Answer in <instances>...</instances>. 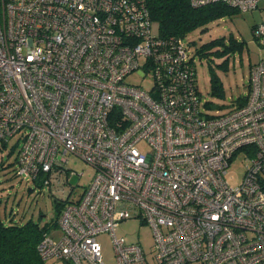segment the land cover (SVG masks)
Returning <instances> with one entry per match:
<instances>
[{
    "label": "built area",
    "instance_id": "2783aa9c",
    "mask_svg": "<svg viewBox=\"0 0 264 264\" xmlns=\"http://www.w3.org/2000/svg\"><path fill=\"white\" fill-rule=\"evenodd\" d=\"M154 24L145 0H0V140L18 135L17 175L50 185L73 172L68 154L94 169L37 251L104 264L97 236L109 233L116 264H150L115 233L138 218L152 230L153 264H264V60L242 103L208 114L188 44ZM253 32L264 44V23ZM238 152L245 168L231 185Z\"/></svg>",
    "mask_w": 264,
    "mask_h": 264
},
{
    "label": "rangeland",
    "instance_id": "374dc122",
    "mask_svg": "<svg viewBox=\"0 0 264 264\" xmlns=\"http://www.w3.org/2000/svg\"><path fill=\"white\" fill-rule=\"evenodd\" d=\"M261 23H264V0H259L257 7L252 10H236L230 15L199 26L184 37L189 52L194 56L197 84L202 100L200 107L204 112L221 114L244 100L248 92L250 68L252 64L264 60V45H261L252 33V27ZM157 31L155 23L153 32ZM220 37H223L227 44L230 41L236 42L235 46L224 54H218L225 48L224 45L209 46L203 53L197 52L201 44ZM224 59V66L218 65ZM210 65L215 68L222 82L220 94H212L210 91ZM134 78L136 76H129L128 80ZM20 145L18 135L9 138L4 145L0 140V196L6 200L8 209L16 214V219L20 217L26 220L32 217L37 220L38 215L43 214L41 225L49 223L48 234L57 237L60 231L53 221L56 216V202L64 200L69 192V199L78 198L90 182L94 169L80 157L68 154L67 166L69 171L73 172L62 174L59 181H52L50 185H35L28 179L14 175L16 165L14 157ZM244 158V153L238 152L230 160L225 174L229 184L235 185L241 181L245 168ZM2 161L5 164L11 162L12 164L1 168ZM115 233L117 236H124L127 242L139 243L149 263H154L152 250L154 242L148 224L142 223L138 218H130L121 221ZM97 240L101 245L103 263L116 264L112 236L109 233H102L97 236ZM45 263L68 264L55 258L46 259Z\"/></svg>",
    "mask_w": 264,
    "mask_h": 264
},
{
    "label": "trees",
    "instance_id": "16d2710c",
    "mask_svg": "<svg viewBox=\"0 0 264 264\" xmlns=\"http://www.w3.org/2000/svg\"><path fill=\"white\" fill-rule=\"evenodd\" d=\"M145 2L152 21L157 24V33L162 38L181 37L184 39L189 32L199 26L238 10L221 1L198 7H193L189 0H145ZM255 26L252 27L253 34ZM234 43L236 42L230 41L227 44L223 37L215 38L201 44L197 52L203 53V50L209 46L224 45L225 48L218 53L224 54L235 46ZM224 63L225 59L218 65L223 67ZM209 74L211 93L220 94L222 82L215 68L211 65L209 66ZM4 143L5 141H3V145ZM16 156L17 152L14 157V165L16 164ZM11 164L12 162L5 164L2 161L1 168ZM14 170V175L17 176L16 165ZM44 177V175H39L37 178L28 180L34 182L35 185L43 186ZM5 203L6 200L0 196V264H46L45 259H42L37 251V244L44 233L49 231L50 224L41 225L40 220L43 214L38 215L37 220L32 217H28L26 220L20 217L16 219V214L8 209ZM62 204L61 200L56 202V216L53 220L55 225Z\"/></svg>",
    "mask_w": 264,
    "mask_h": 264
}]
</instances>
